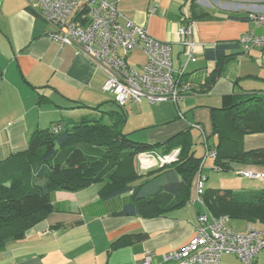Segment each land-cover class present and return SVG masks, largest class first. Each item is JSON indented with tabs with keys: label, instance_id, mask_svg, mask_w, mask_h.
<instances>
[{
	"label": "crops",
	"instance_id": "1",
	"mask_svg": "<svg viewBox=\"0 0 264 264\" xmlns=\"http://www.w3.org/2000/svg\"><path fill=\"white\" fill-rule=\"evenodd\" d=\"M216 1L219 6L215 7L209 0L118 2L116 7L123 18L143 28L151 38L169 44L173 70H181L185 62L177 30L182 26V13L188 12L191 3L193 37L199 45L196 61L185 68L184 80L190 84L191 94L177 107L169 102H128L122 108L126 135H141L139 142L150 145L164 144L197 124L208 137L212 134L211 109L220 108L223 96L264 95V48L247 54L227 51L221 76L208 84L215 62L205 60V49L235 43L251 31L264 35V25L255 27L244 19L245 9H241L257 3L264 11V2ZM38 4L39 0H0V161L24 151L31 135L48 129L54 121L120 111L112 96L103 91L106 73L83 54H77L75 47L48 38L53 29L38 15ZM119 23L123 26L124 20ZM127 63L139 70L145 55L133 51ZM76 105L83 108L76 109ZM193 146L191 150L196 152ZM242 146L245 151L264 148V134L245 136ZM203 155L202 146L195 156ZM213 165V160L207 159L203 169H212ZM232 167L233 176L242 170L264 174V167ZM195 176L186 205L153 219L119 214L131 201L130 193L105 199L101 185L95 184L77 192L56 191L51 195L52 211L22 239L8 240L0 247V264H143L149 253L154 264H165L163 256L180 250L194 238L198 214L204 211L190 203L195 195ZM247 180L222 179V183H227L230 190L243 191L240 184ZM244 224L239 231L232 230L244 233L253 227ZM225 257L237 260L225 255L219 264H227L222 262ZM256 264H264V249L257 255Z\"/></svg>",
	"mask_w": 264,
	"mask_h": 264
},
{
	"label": "trees",
	"instance_id": "2",
	"mask_svg": "<svg viewBox=\"0 0 264 264\" xmlns=\"http://www.w3.org/2000/svg\"><path fill=\"white\" fill-rule=\"evenodd\" d=\"M188 12L192 22V3ZM244 19L249 20L246 14ZM229 50L240 51L238 43L204 50L205 60L215 62L208 84L221 76ZM221 102L219 109H211L210 137L216 140L212 147L205 134L208 147L216 152L214 166L221 173H230L233 165L264 167V148L245 151L242 146L245 136L264 134V95H227ZM118 110L54 121L48 129L34 132L24 151L0 161V247L8 240L22 239L40 223L52 211L51 195L56 191L77 192L95 184L101 185L105 199L130 193L131 201L119 214L144 219L159 218L186 205L203 160L191 150L190 130L164 144L136 143L122 133L125 115ZM174 149L180 150L177 162L146 176L137 172L139 154L165 155ZM203 201L213 217L226 216L229 223L264 229V189L207 188Z\"/></svg>",
	"mask_w": 264,
	"mask_h": 264
},
{
	"label": "built area",
	"instance_id": "3",
	"mask_svg": "<svg viewBox=\"0 0 264 264\" xmlns=\"http://www.w3.org/2000/svg\"><path fill=\"white\" fill-rule=\"evenodd\" d=\"M120 1L39 0L38 15L53 29L48 34L50 40L75 47L77 54H83L106 73L103 91L112 96L116 107L122 109L128 102L138 104L142 100L151 105L169 102L177 107L192 92L190 84L184 80L185 68L196 61L194 55L199 49L188 12L182 13V26L177 30L185 62L181 70L175 71L169 44L151 38L143 28L123 18L116 7ZM241 9H245L255 27L264 25V11L259 4L242 6ZM120 19L124 20L123 26ZM237 43L241 52L247 54L253 49L264 48V35L251 31L243 34ZM133 51L145 55V63L139 70L131 69L127 63ZM190 127L200 133L204 147L203 160L194 181L195 195L190 203L197 204L204 211L198 214L194 238L180 250L163 256V261L165 264H219L221 258L228 255L242 264H256L257 255L264 249V229L249 227L244 233H236L229 226L228 217L216 218L207 211L203 201L207 178L202 170L204 161L214 160L216 152L208 147L199 125ZM178 155L179 149L162 156L158 153L139 154L136 158L138 171L153 166L161 169L177 162ZM212 170L219 172L214 165ZM234 175L240 179L264 181V174L253 170L237 171ZM143 264H154L150 253L145 256Z\"/></svg>",
	"mask_w": 264,
	"mask_h": 264
},
{
	"label": "rangeland",
	"instance_id": "4",
	"mask_svg": "<svg viewBox=\"0 0 264 264\" xmlns=\"http://www.w3.org/2000/svg\"><path fill=\"white\" fill-rule=\"evenodd\" d=\"M217 1L216 0H214L213 2H212V0H209V4H211L212 6H216L217 5V3H216ZM214 4H216V5H214ZM217 6H219V4L217 5ZM160 104V103H159ZM107 111H109V110H105V112H107ZM104 112V113H105ZM84 116H90V115H88V114H86V115H84ZM83 116V117H84ZM123 128V127H122ZM128 128V127H127ZM194 129H191L190 131H192L193 133H192V135H191V137L193 138V139H191V145L195 148L196 147V152L198 151L199 152V150L201 149V147H202V140H201V138H200V136H198L196 133H195V131H193ZM122 133L123 134H125V133H127V129H125L124 130V128L122 129ZM135 137V138H132V137ZM129 139L131 140V141H133V142H136V143H142V142H139V141H141L143 138H142V136L141 135H138V136H135V135H130L129 136ZM208 141H209V145L212 147L213 145H214V143L216 142H214V139L212 138V137H208ZM242 143H243V141H242ZM195 152V153H196ZM159 156H162V154H158ZM166 155V154H165ZM179 155H180V150H179ZM179 155H178V159H179ZM143 161V160H142ZM208 166H206V167H204V169H203V175L207 178V181H206V188H211V189H231V188H227L228 186H227V183H222V179L223 180H225V179H237V177L235 176H233V174L232 173H221V172H215V171H213L212 169H208L207 168ZM159 169V167H157V166H153V167H151V168H148V169H142V170H144V171H142V173H140L139 171H138V167H137V172L139 173V174H143L144 176H146L147 174H149V173H151V172H154V171H156V170H158ZM237 172V171H236ZM235 173V172H234ZM241 185V189L243 190V191H257V190H262V189H264V181H260V183H258L257 182V180H247V181H244V182H242V184H240ZM224 187V188H223ZM240 225H244V227H245V224L243 223V222H231V224H230V226H231V228L234 230V231H239L241 228H240ZM224 261H226V263L227 264H242L241 262H239V261H237V260H235V259H233V258H231V257H225V258H223L222 259V262H224Z\"/></svg>",
	"mask_w": 264,
	"mask_h": 264
}]
</instances>
